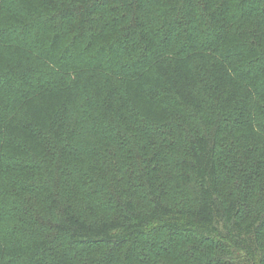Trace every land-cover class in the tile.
<instances>
[{
	"label": "trees",
	"instance_id": "16d2710c",
	"mask_svg": "<svg viewBox=\"0 0 264 264\" xmlns=\"http://www.w3.org/2000/svg\"><path fill=\"white\" fill-rule=\"evenodd\" d=\"M0 264H264V0H0Z\"/></svg>",
	"mask_w": 264,
	"mask_h": 264
}]
</instances>
